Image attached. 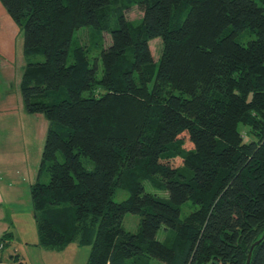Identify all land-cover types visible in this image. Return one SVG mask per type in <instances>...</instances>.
I'll use <instances>...</instances> for the list:
<instances>
[{"label": "trees", "instance_id": "trees-1", "mask_svg": "<svg viewBox=\"0 0 264 264\" xmlns=\"http://www.w3.org/2000/svg\"><path fill=\"white\" fill-rule=\"evenodd\" d=\"M0 1L23 34L25 110L48 122L37 246L90 244L86 264H245L259 240L249 264H264V0ZM82 26L110 35L93 62L71 46Z\"/></svg>", "mask_w": 264, "mask_h": 264}, {"label": "crops", "instance_id": "crops-1", "mask_svg": "<svg viewBox=\"0 0 264 264\" xmlns=\"http://www.w3.org/2000/svg\"><path fill=\"white\" fill-rule=\"evenodd\" d=\"M24 65L22 31L0 1V264H13L11 256L15 254L20 255L25 264L26 253L31 252L29 248L37 247L38 236L34 226L29 237L20 233L16 236L11 229L13 223L16 225L21 220H17V205L14 202L18 194L15 177L19 178L20 173L27 171L30 184L35 181L40 157L34 152V144L38 135L43 136L48 125L43 114L28 113L22 108L17 82L21 79ZM32 115L39 117L41 126H37L38 133L36 119L31 123ZM6 232L11 233L2 240ZM13 238L23 246L12 243Z\"/></svg>", "mask_w": 264, "mask_h": 264}, {"label": "rangeland", "instance_id": "rangeland-1", "mask_svg": "<svg viewBox=\"0 0 264 264\" xmlns=\"http://www.w3.org/2000/svg\"><path fill=\"white\" fill-rule=\"evenodd\" d=\"M126 18L133 23H138L142 12L141 10L136 6L133 5L130 8H128L125 11ZM255 35L253 33H244L240 34L237 37V41L239 43L245 44L246 41L254 38ZM110 42V35L105 32V31H97L95 29H92L88 26H82L80 28H77L73 32L72 36V42L71 46L75 44H83L89 49V56L91 57V61L93 62V57L97 56L99 57L100 50L102 47L106 46ZM161 39L159 37L154 38L149 41V47L151 50V53L153 55V58L156 60L158 56L160 55L161 52ZM70 61V57L68 59ZM99 61V59H97ZM100 67V63H99ZM101 71L98 72V76H100ZM20 81L17 82V92L20 97L21 103H22V108L26 112L24 108V103L22 100L21 96V90H20ZM15 85L12 87L14 88ZM43 118L45 122L47 121L46 118L43 115ZM34 119H36V132L38 133V128L37 126H41L39 117H34L32 115L30 117L31 123H33ZM46 130V128H45ZM45 130L43 132V136H39L36 138V143L34 144L36 147H34V152H37V156L39 155L40 158H38L37 163V171L39 167V162L41 159L42 155V149H43V144L45 140ZM23 170H25L23 168ZM48 173L44 172L41 176V181L46 182L48 181ZM15 181L18 184L17 185V196L14 197V202L17 205V220L18 218L21 219L20 222L16 225L15 223L12 224V231H14L15 235L16 233L24 234L26 237H29L31 233V229H33L37 233L36 230V225H35V220L33 217V210H32V203H31V198H30V182L29 178L27 175V171L25 174L20 173L19 178L15 177ZM145 189L147 191H152V192H158L157 189H155L149 182H144ZM161 194H164L163 192H160ZM128 196V193L125 191H122L121 189H116L112 199L114 201H121L125 199ZM193 209V206L190 205V203H185L181 207V218L184 217L190 210ZM23 219V220H22ZM137 224H138V215L133 214L130 212H127L124 217H123V226L125 230L130 231V232H135L137 229ZM168 231L166 229H160L156 237L159 240L164 239V235ZM17 236V235H16ZM12 241L15 242V244L18 246H23L19 245L18 239ZM167 243V242H166ZM23 248V247H22ZM29 248V247H28ZM31 249V252L26 253V261L25 264H86L87 259L89 256L90 252V244H82L79 243L77 240H74L70 243H68L65 247L59 248V249H44L42 247H33L29 248Z\"/></svg>", "mask_w": 264, "mask_h": 264}, {"label": "water", "instance_id": "water-1", "mask_svg": "<svg viewBox=\"0 0 264 264\" xmlns=\"http://www.w3.org/2000/svg\"><path fill=\"white\" fill-rule=\"evenodd\" d=\"M263 236H264V233H263L262 237H263ZM258 242H259V240H256V241L253 243V245H254V244H257ZM253 245L251 246V248H250V250H249V252H248V256H247V259H246L245 264H249L250 256H251V250H252Z\"/></svg>", "mask_w": 264, "mask_h": 264}, {"label": "built area", "instance_id": "built-area-1", "mask_svg": "<svg viewBox=\"0 0 264 264\" xmlns=\"http://www.w3.org/2000/svg\"><path fill=\"white\" fill-rule=\"evenodd\" d=\"M2 247V244L0 243V248Z\"/></svg>", "mask_w": 264, "mask_h": 264}]
</instances>
